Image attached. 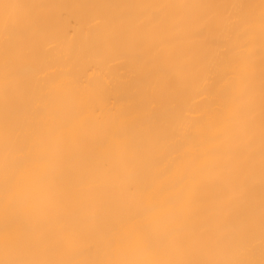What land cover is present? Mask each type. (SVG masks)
<instances>
[{
    "label": "bare ground",
    "instance_id": "1",
    "mask_svg": "<svg viewBox=\"0 0 264 264\" xmlns=\"http://www.w3.org/2000/svg\"><path fill=\"white\" fill-rule=\"evenodd\" d=\"M116 261L264 264V0H0V264Z\"/></svg>",
    "mask_w": 264,
    "mask_h": 264
},
{
    "label": "clouds",
    "instance_id": "2",
    "mask_svg": "<svg viewBox=\"0 0 264 264\" xmlns=\"http://www.w3.org/2000/svg\"><path fill=\"white\" fill-rule=\"evenodd\" d=\"M54 195V193H53ZM27 210L36 212L37 214H43L46 209L42 206L36 205V206H30ZM114 264H133V262H127V261H116Z\"/></svg>",
    "mask_w": 264,
    "mask_h": 264
}]
</instances>
